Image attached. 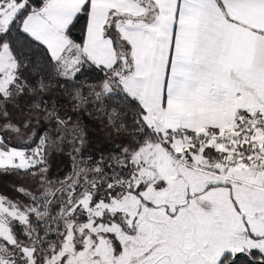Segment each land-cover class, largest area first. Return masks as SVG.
<instances>
[{"label": "snow or ice", "instance_id": "1", "mask_svg": "<svg viewBox=\"0 0 264 264\" xmlns=\"http://www.w3.org/2000/svg\"><path fill=\"white\" fill-rule=\"evenodd\" d=\"M0 175V264H264V0H0Z\"/></svg>", "mask_w": 264, "mask_h": 264}, {"label": "rangeland", "instance_id": "2", "mask_svg": "<svg viewBox=\"0 0 264 264\" xmlns=\"http://www.w3.org/2000/svg\"><path fill=\"white\" fill-rule=\"evenodd\" d=\"M10 111H13L14 119L18 120L20 118L11 108ZM83 120L88 125L94 151L105 150L111 146L110 142L105 138L103 127L94 118L86 115L83 117ZM68 160L69 158L67 155H54L51 160L52 174L57 175L64 166L69 168V165H67ZM18 183H20V181L15 176L0 175V192H6L10 196H15L16 193L12 188L13 185Z\"/></svg>", "mask_w": 264, "mask_h": 264}, {"label": "trees", "instance_id": "3", "mask_svg": "<svg viewBox=\"0 0 264 264\" xmlns=\"http://www.w3.org/2000/svg\"><path fill=\"white\" fill-rule=\"evenodd\" d=\"M109 148V147H108ZM107 148V149H108ZM107 149H105V150H107ZM67 163V162H66ZM67 165H69V167H70V160H68V163H67ZM68 169V167L67 166H64L61 170H60V172L57 174V175H63L64 174V172H65V170H67Z\"/></svg>", "mask_w": 264, "mask_h": 264}]
</instances>
